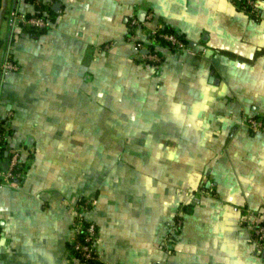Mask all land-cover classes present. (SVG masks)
Wrapping results in <instances>:
<instances>
[{"label": "crops", "instance_id": "crops-1", "mask_svg": "<svg viewBox=\"0 0 264 264\" xmlns=\"http://www.w3.org/2000/svg\"><path fill=\"white\" fill-rule=\"evenodd\" d=\"M239 1L43 0L54 24L36 35L0 20V110L25 167L0 181V264H87L82 198L100 264H264V129L244 121L264 120V2L256 18ZM157 25L190 50L136 52Z\"/></svg>", "mask_w": 264, "mask_h": 264}, {"label": "built area", "instance_id": "built-area-1", "mask_svg": "<svg viewBox=\"0 0 264 264\" xmlns=\"http://www.w3.org/2000/svg\"><path fill=\"white\" fill-rule=\"evenodd\" d=\"M35 6H38L40 11L29 12L18 7L8 6L6 0L0 1V19H4L8 27L12 30H20L24 28L42 29L51 27L54 21L50 15L42 8L43 0H30ZM264 0H240L238 6L245 12L251 14L256 18H260L262 15L261 5ZM152 13L149 14V17ZM140 23V19L137 15H134L131 19L132 28ZM167 41V46H163L161 41ZM163 47H169L175 50H190V46L186 40L176 31H164L161 26L157 25L152 28L147 36V39L143 41H136L134 44L135 51L142 53L143 57L149 59L154 63L162 61ZM147 49V52L143 50ZM1 67L5 71H16L20 68L19 63L8 52L3 60ZM5 114L0 110V160L4 158V151L6 149L8 153V166L4 168L0 163V181H11L14 178H20L24 171V160L18 150H8L7 140L9 137L8 127L5 122ZM244 121L248 126L257 131L264 129V120L255 117L253 115H246ZM96 200L93 198H84L79 203L78 213L74 220L73 226L75 230V238L73 242V249L76 250L79 255H76L83 261L89 259L99 258L97 241V224L88 220L86 214L93 208ZM250 216V214H249ZM87 222V223H86ZM182 226V218H177L171 224L172 237L176 231ZM85 229V241L81 242L78 239V235ZM253 241L255 242L256 250L258 254L264 259V221H259L252 226ZM72 249V248H71ZM153 264H163L160 261H156Z\"/></svg>", "mask_w": 264, "mask_h": 264}, {"label": "trees", "instance_id": "trees-1", "mask_svg": "<svg viewBox=\"0 0 264 264\" xmlns=\"http://www.w3.org/2000/svg\"><path fill=\"white\" fill-rule=\"evenodd\" d=\"M37 11H40L39 7L37 6ZM47 28H42V29H34V28H24L25 32L27 33H30V34H33V35H36V34H39L41 31H44L46 30ZM162 29L164 31H170L172 29H169V28H166V27H162ZM181 35V34H180ZM182 36V35H181ZM183 37V36H182ZM184 38V37H183ZM185 40V39H184ZM162 45L163 46H167V41H165L164 39L161 41ZM8 156V154H6V149L4 151V157L5 156ZM84 198H82L80 200V202L83 201ZM87 223V222H86ZM98 229V228H97ZM85 229L82 230V232L78 235V239L81 241V242H84L85 241ZM71 248H72V253L75 254V255H79V253L73 249V242L71 243ZM87 264H100V260L99 258H94V259H89L88 261H86Z\"/></svg>", "mask_w": 264, "mask_h": 264}, {"label": "water", "instance_id": "water-1", "mask_svg": "<svg viewBox=\"0 0 264 264\" xmlns=\"http://www.w3.org/2000/svg\"><path fill=\"white\" fill-rule=\"evenodd\" d=\"M58 4H59V3L56 2L55 5H54V7H56V5L58 6ZM145 12H146V11H144V10H141V11H140V13H139V17H140L141 20H144V19H145V14H146ZM0 20H1V19H0ZM143 51H144V52H147V49H144Z\"/></svg>", "mask_w": 264, "mask_h": 264}]
</instances>
